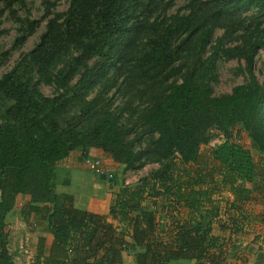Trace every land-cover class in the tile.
<instances>
[{
	"label": "trees",
	"instance_id": "16d2710c",
	"mask_svg": "<svg viewBox=\"0 0 264 264\" xmlns=\"http://www.w3.org/2000/svg\"><path fill=\"white\" fill-rule=\"evenodd\" d=\"M160 1L69 0L51 17L46 9L44 29L25 57L33 74L11 70L0 77V264H14L5 217L18 194L29 197L21 211L24 221L34 214L53 239L46 255L44 239H37L32 264H122L123 252L133 264H232L243 219L235 204L249 199L243 183L264 179V84L251 70L264 36L245 30L232 47L217 40L212 55L204 53L225 18L247 7L264 14V0H215L197 8L189 1L184 13L160 10L149 20ZM17 2L0 0L7 7ZM38 24L30 21L26 29ZM138 37L143 40L132 59L134 75L151 89L144 92L145 105L131 112L135 123H123L115 109L85 94ZM190 44L193 55L185 65L182 54ZM217 52L242 59L249 81L213 96L207 81ZM33 79L59 92L45 97ZM137 124L154 135L150 149H133L129 137ZM237 125L263 161L259 170L250 152L235 142ZM210 128L221 132L223 141L200 164L198 146L209 140ZM90 149L102 154L92 156ZM72 154L102 163L107 155L125 169L140 167L150 155L162 165L132 186L119 187L114 177L106 181L115 192L105 216L79 210L70 195L56 192L60 175H66L61 165ZM223 192L232 202L220 198ZM160 210H169V225L160 223Z\"/></svg>",
	"mask_w": 264,
	"mask_h": 264
},
{
	"label": "rangeland",
	"instance_id": "374dc122",
	"mask_svg": "<svg viewBox=\"0 0 264 264\" xmlns=\"http://www.w3.org/2000/svg\"><path fill=\"white\" fill-rule=\"evenodd\" d=\"M189 1H192L191 3L194 4L192 6L195 8L207 1L217 4L215 0H161L156 9L151 11L149 20L158 14L160 10H163L166 15L175 12L184 13L186 12V4ZM68 2L69 0H21L20 3L9 4L8 7L0 4V77L11 70L24 76L33 74L30 67L25 64V57L27 52L35 45L44 29L45 20L41 19V17L44 15L46 9L50 12L49 17L56 12L64 11ZM30 21H39V24L34 30L28 32L26 27ZM245 30H254V34L258 33L264 36V14L256 8L247 7L225 18L223 26L213 30L210 46L207 47L204 57L212 55V52L215 51L212 45L215 47L217 40H220L219 46L221 47H232L237 44L239 42L237 39L238 35L245 34ZM19 36H23L24 39L22 42L16 44V39ZM142 40L140 37L136 38L132 48L128 49L119 61H115V64L106 70L103 79L100 82L93 83L85 94L86 98L95 97L99 103H104L105 107L115 109L123 123L128 121L131 124L135 123L136 116L132 115L131 112L134 108L137 107L139 109V107L141 108L145 105L144 101H146L147 95L144 92L151 89L150 84L135 77V70L132 65V59L138 52V49H140ZM216 54L217 56L211 61L210 75L207 81L213 96L230 94L235 86L246 84L249 81L245 62L242 59H228L220 52ZM192 55L193 45L190 44L186 46L182 54V63L185 65L190 64ZM251 70L255 81L259 85L264 84V48L258 49L255 53ZM32 82L36 83L35 85H37L38 90L45 97L56 96L59 92L53 84H44L37 79H33ZM236 132L239 133V137L236 139L233 136V139H236L235 142L250 152L253 161L258 159L259 153L252 147L246 131L237 125L233 128V134L235 135ZM206 136L209 140L206 143L200 144L197 150L198 163L200 164L202 158L204 159V154L221 143L224 135L216 129L210 128L206 131ZM151 137L154 138V135L148 136L144 132V127L141 124H137L134 126V130L129 138L133 140V149L138 151L150 149L149 140ZM104 158L105 164L107 163L105 168L113 173L115 183L119 187L134 185L138 180L148 176L162 165L161 161H157L155 157L150 155L144 156L140 162V167H136L135 169H125L122 165H116L115 167L111 165L112 161L107 155ZM80 160L82 159L80 158ZM173 161L178 162V159H174ZM208 168H211V166H208ZM144 205L148 204L144 203ZM235 207L239 211L238 201ZM235 207H233V211ZM246 207L249 208L251 205L247 204ZM230 208L232 209V207ZM168 212L160 210V223L163 225H169L168 218H166ZM257 239L258 242L255 244L256 248H254L251 254L250 263L264 264V245L262 243L264 238L258 237ZM14 253L16 257L25 259L24 253L16 250ZM235 254H237L235 257L237 262L233 260L234 264L235 262L239 264L238 248H236Z\"/></svg>",
	"mask_w": 264,
	"mask_h": 264
},
{
	"label": "crops",
	"instance_id": "0c3cea01",
	"mask_svg": "<svg viewBox=\"0 0 264 264\" xmlns=\"http://www.w3.org/2000/svg\"><path fill=\"white\" fill-rule=\"evenodd\" d=\"M89 154L92 156H100L102 153L99 150L90 149ZM70 159V161L68 159L61 165L66 175L64 178L59 177V184L55 189L56 192L70 195L73 198V206L79 210L106 216L113 193L115 192L114 188L109 189L107 183L103 179L91 173L85 165V162L80 160L78 154H72ZM260 159L261 158L258 157L254 163L258 170L263 164L261 163L263 161H259ZM103 165L104 167L107 165L104 160ZM111 165L116 167L117 164L111 162ZM64 180L66 181L65 183H63ZM124 184H126V182H124ZM243 184L250 193L248 200L239 201V214L242 215L243 219H239V233L236 236L234 246L238 248L239 251V264H251V254L254 248H256L255 244L258 242L257 238H264V179L256 177L254 185L252 183ZM217 195L218 193L211 195L213 202L218 199L219 196ZM220 198L228 202H232L233 200L232 196L228 195L226 192L221 193ZM28 201L29 197L27 195H16L13 207L5 217V231L9 237L8 247L14 257V264L33 263L36 256L37 239L39 237L44 239V255L47 254L53 240L52 236L45 231L44 224L37 225L34 214H30L26 218V221H24L21 211ZM247 204H250L252 208H247ZM223 205L224 204L221 205L222 208H224ZM234 213L236 214V212ZM231 214H233V212H231ZM262 243L264 245V240ZM15 250L24 253L25 259L23 260L16 257L14 253ZM236 256L237 254H235L234 259H231L232 262H230L232 264L237 260L235 258ZM121 257L122 264H133L130 254L123 252ZM236 262L235 264H237ZM170 264L193 263L176 261Z\"/></svg>",
	"mask_w": 264,
	"mask_h": 264
},
{
	"label": "built area",
	"instance_id": "2783aa9c",
	"mask_svg": "<svg viewBox=\"0 0 264 264\" xmlns=\"http://www.w3.org/2000/svg\"><path fill=\"white\" fill-rule=\"evenodd\" d=\"M85 164L91 173L102 178L105 182L114 177L112 172H108L103 167V163L99 159H88L85 161Z\"/></svg>",
	"mask_w": 264,
	"mask_h": 264
}]
</instances>
